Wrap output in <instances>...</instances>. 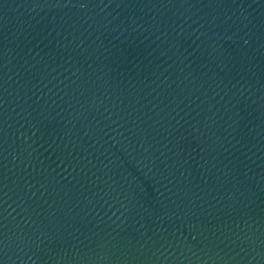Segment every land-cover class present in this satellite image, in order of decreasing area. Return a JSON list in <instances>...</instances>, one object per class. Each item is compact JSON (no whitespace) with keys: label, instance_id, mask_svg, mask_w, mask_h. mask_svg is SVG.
I'll return each instance as SVG.
<instances>
[{"label":"water","instance_id":"water-1","mask_svg":"<svg viewBox=\"0 0 264 264\" xmlns=\"http://www.w3.org/2000/svg\"><path fill=\"white\" fill-rule=\"evenodd\" d=\"M0 264H264V0H0Z\"/></svg>","mask_w":264,"mask_h":264}]
</instances>
